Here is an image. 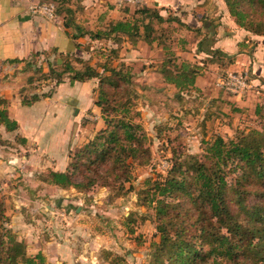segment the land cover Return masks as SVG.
I'll return each instance as SVG.
<instances>
[{"label":"rangeland","instance_id":"obj_1","mask_svg":"<svg viewBox=\"0 0 264 264\" xmlns=\"http://www.w3.org/2000/svg\"><path fill=\"white\" fill-rule=\"evenodd\" d=\"M46 1H52L56 6L61 4L59 0ZM209 1L217 5V9L212 16L206 14L200 18L196 22V27L195 20L190 16L184 19L193 27L185 22L169 21L159 24L155 21L154 28L156 27L157 31H154L152 36L161 37L160 44L157 40L151 42L149 39L152 36L145 41V35L148 34L141 26L142 36L134 38L124 36L121 41L104 38L107 39L105 44L97 40H94L95 44H84L85 50H89L90 53L86 58H79L83 62L74 63L73 67L81 71H85L90 65L99 72L98 77L87 80L92 84L89 82L87 84L91 85L85 86L95 101L101 96L102 81L107 77H111L113 82L116 81L115 75L110 70L111 67L122 61L120 63H124L123 70L130 72L129 86L119 88L114 93L112 85L106 86L109 87L107 93L111 99L126 101L130 98L134 114L132 123L139 124L140 133L146 135L144 147L149 149L145 155L147 161L128 156L125 159L128 167L124 169L125 174L128 175L126 179L118 181L114 175L104 173L97 184L90 188L63 187L49 183L48 174L51 170L69 171L73 173L76 181H81L80 176L70 165V153L94 139L100 134L101 129L109 126L103 118L104 114L109 115L110 118L117 116L110 110L103 113L99 107L100 116L91 112L88 113L89 115L83 113L76 126L81 125L80 129L84 133H81V141L66 152L65 163L48 167L43 162L44 165L34 168L29 162L30 170L26 169L27 171L23 170L24 166L17 170L18 168L15 169L9 163L10 158L11 161H15L18 156L22 159L25 155L24 149L19 148L23 143L17 134L18 129L8 131L5 125L0 124V213H3L0 216V228L11 229L26 243L29 256L35 257L38 253H42L45 258L44 264H150L151 253L154 250L153 242L160 241V234L156 226L154 208L142 203L145 189L148 188L147 180L164 178L176 154L182 155L183 159L193 155L206 161L207 141H212L217 136H222L226 140L236 139L243 131L264 128V112L260 115L256 113L257 106L262 105L264 110V83L261 80H254L253 76L258 74L253 72L252 65H245L241 61L236 63V57L226 53L210 56L201 54L202 56L198 57L190 52V48L196 47L194 43L199 36L208 37L211 30L207 25L212 22L214 28L219 29L220 32L217 34H220L226 47L232 46L235 49L234 53L244 52L246 55L242 57L245 59L249 55L252 40L247 37L236 44L233 40L235 32L224 27L226 18L230 21L229 26L234 25L235 22L226 0ZM80 2L81 0H67L63 3L62 13L70 16L71 13L66 11L65 7H71L75 10L74 20L84 22L85 28L87 26L88 29L95 30L100 27L110 28V17L99 18L103 12L95 14V11L88 13V9L77 10L78 8L75 7H78ZM136 8L121 7V18L141 17L142 14L135 15ZM245 9L260 16L257 17L258 20H264V11L258 6L249 4ZM170 11L172 13H169V10L164 12L166 17H179L182 22L183 15H178L172 9ZM198 49H200L199 45L197 51ZM185 60L193 63L199 74L194 85L181 91L175 84L167 82L166 75L161 73V67L166 65L171 71H175L177 69L175 67L184 65ZM64 62L66 64L73 61L67 56ZM63 68L64 66L54 67L53 69L58 70L52 71L51 67L50 70L43 71L39 64L37 70L32 67L36 86L27 87L23 92L30 93L37 89L40 101L42 98H50L48 103L37 105V114L40 117L45 116L47 112L52 113L55 108L58 111L61 107V104L55 103L56 100H52V97L58 86L57 76H60L57 75L58 71H62ZM228 71H239L241 75H246L252 88L243 96L224 90L217 85V81ZM62 76L66 82H71L72 74L64 73ZM201 80L203 82L205 80L207 84ZM255 87H261L258 89L259 92ZM250 90L256 93L251 98V105L240 104L239 102L243 101ZM29 97L30 100L33 95ZM0 99L5 98L0 95ZM57 102L75 109L78 106L73 97ZM9 107L8 105V111ZM61 122L64 121L59 118L58 123ZM75 129L77 131V128ZM67 143L68 138L58 143V153L61 152L60 148H66ZM39 152L41 151L37 152V165L41 164L43 160L41 158H45V154ZM26 155L29 156V153ZM227 177L231 182V176ZM103 181L107 182L103 184ZM39 244L44 246L37 249ZM215 258L219 261L224 259L222 263L229 264L225 258L221 260L220 256L215 255L207 262L213 264ZM195 264L200 262L197 261Z\"/></svg>","mask_w":264,"mask_h":264},{"label":"trees","instance_id":"obj_2","mask_svg":"<svg viewBox=\"0 0 264 264\" xmlns=\"http://www.w3.org/2000/svg\"><path fill=\"white\" fill-rule=\"evenodd\" d=\"M59 1L61 4L56 6V12L62 14L63 3L67 0ZM226 2L240 28L264 35V20H258L260 16L245 9L246 5L251 4L264 11V0ZM129 6L133 5H124ZM134 7H137L135 15L142 14L141 17L112 20L110 28L100 27L98 30H87L77 24L73 17L75 10L65 7L71 13L65 16L66 27L75 28L73 38L88 35L91 39L111 38L121 41L124 36H142V26L148 34L144 38L146 41L157 31L154 28L155 21L159 24L169 21L183 23L179 17H166L159 7L147 4ZM169 13L172 12L169 10ZM151 38V42H162L161 37ZM206 39L199 43L201 50H205ZM217 53L225 55L221 50H214L211 55ZM75 60L83 62L79 58ZM118 64L110 68L116 81L113 82L111 77L102 81L101 96L95 101L103 113L110 110L117 116L110 118L104 114L103 118L109 126L70 153V165L81 181H76L69 171L51 170L48 174L49 183L63 187L90 188L97 184L104 173L114 175L118 181L126 179L128 175L124 169L128 167L125 162L128 156L147 161L145 155L149 149L144 147L146 135L140 133L139 124L132 123L134 114L130 98L120 101L117 98L111 99L107 93V84L113 86V93L131 84L130 72L123 70L124 63ZM183 64L175 67V71L166 65L161 67L167 82L175 84L181 91L194 85L199 74L190 61L185 60ZM63 66L57 75L70 73L71 82H85L99 76L95 67L88 65L85 71H81L68 62L53 66L52 71L58 70L54 67ZM60 76H57L58 84L63 82V76ZM38 100L39 96L34 94L27 102ZM8 102L7 99H0V124L5 125L8 131H14L19 125L9 114ZM262 108V105L257 106L256 113L260 115L264 112ZM206 152V161L193 155L183 159L182 155L176 154L164 178L147 180L148 188L145 189L142 203L154 208L160 234V241L153 242L150 264H195L197 261L209 264L207 261L213 255L220 256L221 260L225 258L229 264H264V128L243 131L236 139L226 140L217 136L207 141ZM228 175L232 178L231 182L227 179ZM0 229V264L45 263L42 253L35 257L29 256L26 243L11 229ZM222 261L215 258L213 264H223Z\"/></svg>","mask_w":264,"mask_h":264},{"label":"crops","instance_id":"obj_3","mask_svg":"<svg viewBox=\"0 0 264 264\" xmlns=\"http://www.w3.org/2000/svg\"><path fill=\"white\" fill-rule=\"evenodd\" d=\"M40 1L43 0H0V95L10 102L9 114L11 118L18 122L19 128L17 134H19L23 143L19 148H23L25 151L22 159L19 156L15 159L16 164L14 160L11 161V158L9 159V163L15 169L18 168L17 170L24 166L23 170L25 171H27L26 169L30 170L29 162L33 164L34 168H37L39 165L42 166L44 163L48 167L61 165V162L65 163L64 156L66 152H69L81 141V133H84L80 129L81 125L76 126L78 124L77 121L85 113L88 114L89 112L100 116V110L95 104L94 97L89 95V89L85 87L92 83L90 81L91 84H87L89 83L88 81L66 82V79H63V82L56 87L55 95L52 97V100H56L55 103L61 104V107H59L58 111L55 108L52 113L48 114L47 112L45 116L41 115L40 117L37 114V105L43 102L48 103L50 98H42L41 101L38 100L31 103L27 102L30 95L37 94V89L32 90L30 93L28 91L23 92L27 87L36 86L32 67H35L37 70V64H39L43 71H47L53 66L65 63L64 61L67 56L71 57L73 61L71 64L75 66L74 63H78V61L74 58H86L90 53L89 50H85L84 44H92L94 40L98 42L103 41V44L107 42V39H91L88 35L73 38L72 35L75 34V28L66 27L65 15L63 13L59 14L56 12L54 18H48L40 13L30 11V5ZM145 1L144 5L147 4L148 6L161 8L162 14L172 9L178 15H183L182 21L188 25H191L186 21L189 16L192 17V20H195L194 23L196 24L204 15L209 14L212 16L217 9V5L212 4L209 0ZM121 7H124V5L118 6L116 0H81L78 7L75 8H78L77 10L88 9V13L94 11L95 14L103 12L99 18L108 16L111 19L110 21H117L121 18ZM228 20L226 18L224 27L229 28L231 32H235L233 40L236 41V44L238 42L241 43L243 38L249 37L252 40L251 49L246 59L242 57L246 55L244 52L234 53L235 49L232 46H225L223 39L220 38V34H217L220 32L219 29L214 28L211 21H207L211 22V24L207 25L211 32L204 41L205 50L198 49L197 51V46L205 38L199 36V39L194 43L196 47L190 48V52L201 57V54L210 56L214 50H221L230 56H235L236 63L241 61L245 65H252L253 72L258 74L253 76L254 80H261L264 83V36H255L237 26L235 22H233L234 25L229 26L230 21ZM75 21L84 27V22L78 19ZM194 26L196 27L197 24ZM86 28L88 29V26ZM237 37L239 38L237 39ZM250 40L247 41L249 42ZM133 51L136 52V50ZM240 55L241 58H239ZM203 83L207 84L205 80ZM255 88L257 90L261 89V87ZM254 95L256 93L250 90L243 101L238 102L247 106L251 105L250 101ZM69 97H73L74 101L78 104L76 109L70 105L66 107L62 105V102H57ZM223 98H226V96H223ZM51 104L53 103L51 102ZM76 110L79 112L77 113ZM59 118L64 122L58 123ZM75 128H77V131H75ZM70 136L71 139L69 140ZM66 138H68L66 148H60L61 152L58 153V143ZM38 151L43 152L45 158H41L43 159H40L41 164L37 165ZM26 153H29V156ZM68 223H70L69 220ZM41 246L44 245H37V249H40Z\"/></svg>","mask_w":264,"mask_h":264},{"label":"built area","instance_id":"obj_4","mask_svg":"<svg viewBox=\"0 0 264 264\" xmlns=\"http://www.w3.org/2000/svg\"><path fill=\"white\" fill-rule=\"evenodd\" d=\"M145 0H116L118 6L133 5L143 6ZM30 11L40 13L48 18H54L56 14V5L53 2H36L30 5ZM217 85L221 86L227 92L237 96H243L252 86L249 78L239 73V71H228L222 75L217 81Z\"/></svg>","mask_w":264,"mask_h":264}]
</instances>
